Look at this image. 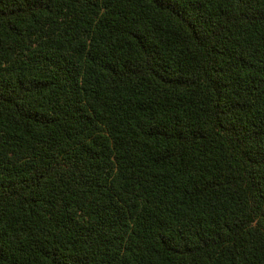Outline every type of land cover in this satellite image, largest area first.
Here are the masks:
<instances>
[{"label":"trees","instance_id":"16d2710c","mask_svg":"<svg viewBox=\"0 0 264 264\" xmlns=\"http://www.w3.org/2000/svg\"><path fill=\"white\" fill-rule=\"evenodd\" d=\"M0 264H264V0H0Z\"/></svg>","mask_w":264,"mask_h":264}]
</instances>
